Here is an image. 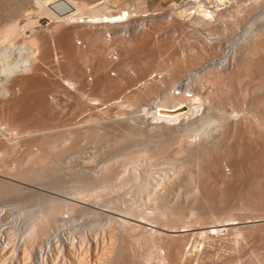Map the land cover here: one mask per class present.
Wrapping results in <instances>:
<instances>
[{
	"label": "rangeland",
	"instance_id": "rangeland-1",
	"mask_svg": "<svg viewBox=\"0 0 264 264\" xmlns=\"http://www.w3.org/2000/svg\"><path fill=\"white\" fill-rule=\"evenodd\" d=\"M38 1L31 3L34 7L28 15L27 10L31 11L29 5V9L24 12L26 17L23 14L19 22L21 25L29 21L30 24L34 23L31 28L27 27V34L33 32L45 40L47 46L44 45V54L41 52L37 57L39 60H36V73L38 70L40 73L15 74L9 79L13 87L10 94L0 97V121L8 130L5 135L0 133V179L21 186L19 193L23 189L22 194L0 193V264H264V156H261L264 155V130L256 127L260 120L262 122L259 124L264 125V109L251 105L249 93L243 94L242 87L246 79L242 81L241 78L234 84L225 82L229 87L227 102L223 99L224 103L221 100L217 104V101L204 98L194 113L169 124L145 114V98L137 96L147 88L140 83L147 74L155 73L157 76L154 78L163 82L161 79L165 76L159 69L160 65L152 64L148 71L143 68L149 63L148 58L166 55L168 51H164V46H160L161 49L157 47L161 39L164 42L165 38H169L165 41L174 46V49L171 47V53L176 55L177 52L180 57L186 53L188 55L193 45L196 49L201 46V50L207 49L204 42L215 45L212 48L209 44L210 49L201 60L203 63L206 58L203 64H207L202 69L206 72H200L202 76L212 70V60L208 63V56L211 59L218 58L213 63V71L235 72L241 55L240 46H249L243 45V42L236 47V51L230 53L228 63L223 66H217L216 63L224 56L230 43L235 41H229L234 35L241 32L238 36L241 37L257 25H263L264 0H227L229 3L222 13L204 6L220 4L224 0H116L115 3H111V0H85L90 4L84 10L85 14H80L84 15L81 19L88 16L87 13L97 4L108 6L111 12L123 10L127 6L135 12L159 11L160 15L147 21L144 26L131 30L128 36H120L117 45L121 52L119 61H112L108 50L106 57L110 59L107 60L110 64L107 63V69L99 72L95 62H92L93 58L84 59L77 78L70 74L69 67L74 65L71 49L77 54L84 53L87 31L98 28L102 34L104 26L70 21L62 23V29L56 32L52 29L55 23L53 15L44 13L41 10L43 7L39 6L42 3L36 4ZM53 1L44 4L54 11L59 5L53 6ZM233 1L237 3L238 11H242V24L240 26L239 19L228 29L230 25L226 12L232 9L227 10L226 7ZM106 7L104 11L108 10ZM194 8L197 16L190 14ZM212 21L216 22L213 24ZM222 21L228 27L227 30L222 29ZM68 31L71 32L70 38L66 36ZM47 35L50 37L46 41ZM141 39H147V47L130 49L128 52L126 46L134 45ZM69 43L71 49L68 48ZM8 47L7 52L10 53L13 47ZM12 52L19 56L18 52ZM262 53L257 55L264 58ZM230 57H234L233 60ZM208 65H211L210 69ZM200 73L197 77L187 74L189 79L185 73L178 75L172 86H179V82H182L192 92L195 81L201 78ZM101 76L116 83L111 91L98 92L96 85ZM72 81L81 86H68V82ZM229 85H233V89ZM75 87L76 90L80 89L78 87L85 88V98L81 104L77 103L79 106L74 100ZM168 91L172 93V89ZM157 94L149 95L155 97ZM148 96L146 100L152 99ZM90 97L98 98L97 103L100 104L117 97L114 99L117 105L94 108L90 104L93 102ZM258 117L260 120H257ZM11 132L13 134L10 135ZM33 168L41 169L51 178L58 175L65 180L61 195L49 194L57 201L55 204H59L55 205V210L53 208L50 211L43 205L33 206L22 199L23 193L25 195L29 190L27 188H33L29 183H35L36 186L42 184L41 180L17 177ZM6 172L8 176L12 175L11 179L2 176ZM16 193L18 197L22 195V200L17 199ZM69 195L83 203L66 198ZM207 210H212L213 214H229L236 222H240L232 227L246 225L242 228L244 230L253 225L255 228L240 232L241 236L232 228L223 231L218 237L200 240L197 236L195 240L198 241L190 247L189 243L186 245L189 235L185 232L191 230L169 232L152 226L188 224L192 216ZM179 213H186L183 221L177 217ZM127 216L134 219L142 217L151 225L138 223ZM246 220L249 222L242 223ZM174 228L178 230L179 227ZM167 242L174 249L178 248L179 252L185 244V250L189 248L186 252L188 255L181 251V255L177 253L178 260L174 261L172 256L176 254L169 251L165 245ZM174 249L170 247V250ZM122 254L126 261L117 258H121Z\"/></svg>",
	"mask_w": 264,
	"mask_h": 264
},
{
	"label": "bare ground",
	"instance_id": "bare-ground-1",
	"mask_svg": "<svg viewBox=\"0 0 264 264\" xmlns=\"http://www.w3.org/2000/svg\"><path fill=\"white\" fill-rule=\"evenodd\" d=\"M33 1V0H32ZM35 1V0H34ZM33 1V2H34ZM37 1V0H36ZM48 1V3L50 2V0H39L38 2H36V4L38 5V3H42L40 4L39 6L42 8H39L41 10H43V12H47L48 13H51V15H53L52 18L55 19V23L52 27L53 30H55L56 32L57 31H60L62 29V23L64 24V22H81L84 24H95V23H102L103 21H106V22H109L110 20H118V16H120V18L122 17V12L123 11L124 13H126L127 17L131 15L132 12H134L135 10H131V8L125 6L123 7L124 9L123 10H119L117 11V9H115L118 13V15H114L113 12H111L112 10H110L111 8H107L106 6V10L107 11H104L105 7L103 6H98V4L96 6H93V8L91 9V11L94 9V11H90L88 16H85L84 19H81L80 17H82L83 14H85V9L88 8V4L90 3H87L85 0H55V2L53 1L54 5L53 6H57L59 5L56 9L53 10H49L48 5H45L46 2ZM106 1V0H105ZM109 1V0H107ZM118 1V0H117ZM33 2H30V0H0V46L1 44H4L3 45V48H0V97H4V96H7L10 94V90L13 88L12 85H11V82L9 79H11L12 76H14L15 74L17 73H28V74H39V70H38V73L37 72V67H36V60H39L37 59V57L41 54V52L45 49L44 48V45H46V43H44L45 40H43V38L39 35H36V34H33L32 31V34H27L26 32V29L27 27L31 28V25L33 24H30L31 22H27V23H24V24H20L19 20L20 18H22L21 16H23V14L26 13V10L29 9V5H31V11L28 12L27 10V14L29 13H32V4ZM52 2V1H51ZM50 2V3H51ZM104 2V1H103ZM116 0H111V3H115ZM30 3V4H29ZM45 3V4H44ZM47 3V4H48ZM59 3V4H57ZM93 3V2H92ZM35 4V2H34ZM33 4V5H34ZM102 4V3H101ZM107 4V3H106ZM52 5V4H51ZM110 5V4H109ZM48 6V7H46ZM115 6V5H113ZM61 7V8H60ZM95 7V8H94ZM52 8V7H51ZM50 8V9H51ZM54 8V7H53ZM37 9V8H36ZM103 9V10H102ZM34 10V9H33ZM40 10V12H42ZM102 10V11H100ZM38 11V10H37ZM114 11V10H113ZM25 12V13H24ZM42 12V13H43ZM83 12L82 15H80L81 13ZM102 12V13H100ZM37 13V12H36ZM41 13V14H42ZM28 14V15H29ZM35 14V13H34ZM86 14V15H87ZM50 15V16H51ZM26 17V14L24 15ZM23 16V17H24ZM84 16V15H83ZM87 17V18H86ZM213 20V19H212ZM34 22V21H32ZM70 25V24H69ZM75 26V24H74ZM81 26V25H80ZM65 27V26H64ZM68 27V26H67ZM97 27V26H96ZM61 28V29H60ZM91 28V27H90ZM227 26L224 25V27L222 28L223 30H227ZM98 29V28H97ZM94 30V31H87V34H85L86 36L84 37L86 40H87V48L84 49L85 52L84 53H75V51H73L71 49V46H70V43L68 44V48L71 49V57L72 59L74 60V65L69 67L70 68V74H72L73 76H75V78H77V76L79 75V72H80V66H81V63L82 61L85 59L87 60V58H93L92 62H95V67H96V70L99 71V72H103L105 70V68L110 64L108 61L110 60L108 57H106V55L108 56L107 52L109 50V44L108 42L103 38L102 34H101V30ZM32 30V29H30ZM48 30V29H47ZM70 30V29H69ZM92 30V29H91ZM49 32V31H48ZM52 32V31H51ZM47 33V32H46ZM73 33V32H72ZM86 33V32H85ZM38 34V33H37ZM48 34V33H47ZM54 34V33H53ZM74 34V33H73ZM41 35V34H40ZM70 35H71V32H67L66 33V36L68 38H70ZM84 35V34H83ZM49 35L45 36V39L47 41V37ZM52 36V35H51ZM65 36V35H64ZM102 36V37H101ZM50 37V36H49ZM102 38V39H101ZM50 39V38H49ZM52 39V38H51ZM65 39V38H64ZM167 39V38H165ZM164 39V42H163V39L162 42H160L159 46L157 47H162L164 46V51H166L165 49H167V53H165L166 55L164 57H159V58H155L154 57L151 59V58H148V64L144 65V68L143 70L145 69V71L149 70L152 66V64H157V65H160L161 68L159 69H162V73L164 74V79H161L162 83L159 82V80H156L155 78L153 79L151 77V75L153 74L151 72V74H147V76H145L143 79L141 78L140 80V83L145 87H147L145 89V92H141L142 94L137 95L139 98H145V102H143L147 107L146 112L145 114H149L150 117L156 121H161V122H164V123H174V122H177L179 120H182V119H185L188 115L194 113V111H196V108H198L197 106L199 105L200 106V102L202 100H204V98H207L210 99L212 102H216L217 101V104H220L221 100L222 102L224 103L223 99H226L228 100V92H229V87L226 85L225 82H230L229 84H232L233 82H236L237 83V80L239 82V79H241L242 81L246 79V83L244 85L243 88V94L246 95L247 93H249L251 99H249L250 101V104L252 105H257L258 107H263L264 109V58L263 56L260 57L259 55L257 54H261V52H264V23L263 25L260 24V25H257V27H254V29L248 31V32H245L244 34L241 35V37H238V39H234L235 41L230 43L231 45H229L228 49H226L225 51V54H223L224 56L221 58H219V60L217 61L216 65L217 66H223L224 63H228V60H229V56L231 55L230 53L233 52L235 49L237 50V46L239 44H241V42H243L242 44L244 45L247 44L249 46L246 47V45L243 47L242 45L240 46V51H241V55L239 56V64H238V67L235 68V72H229V74H227L228 72H221L218 71H213V66L216 61V59L214 58H210L209 56L207 57V59L209 58L210 60L208 61V63L212 60V62L210 64H212V70L207 74L202 76L200 72L203 73L204 70L203 67H206L204 63V61L206 60V58H204V61H202L203 63H201V60L204 56H206V53L208 51V49H210V43L208 42H204L207 46V49L205 50H201L199 48H201V46L196 49L194 47H196L195 45H193L190 49L191 52L186 53V55H184V57H180V54L178 55L177 52H176V55L175 53H171L173 51H171V47L172 49H174V46H171L170 42L168 41H165ZM169 39V38H168ZM167 39V40H168ZM147 40V39H146ZM146 40L145 39H141L139 40V42H134L135 44L134 45H129V43L127 45L129 46H126L127 49H128V52H130V49H134L135 48H144L148 43H146ZM151 40V39H150ZM148 40V41H150ZM49 41V40H48ZM173 41V40H171ZM73 42V41H72ZM127 43V42H126ZM132 43V42H130ZM159 43V42H158ZM196 43V42H195ZM194 43V44H195ZM203 43V44H204ZM51 44V43H50ZM122 44V42H121ZM150 44V42H149ZM154 44V43H153ZM202 44V45H203ZM210 44V45H209ZM8 45L10 47H8ZM12 45V47H11ZM123 45V44H122ZM126 45V44H125ZM155 45V44H154ZM172 45H173V42H172ZM209 45V47H208ZM47 46V45H46ZM45 46V47H46ZM189 46V45H188ZM191 46V45H190ZM212 46V45H211ZM215 46V45H213ZM212 46V48H213ZM8 49L12 48L13 50L12 51H16L19 53V56L18 54L15 55V53H13L12 51V55H14V57L9 53L7 52V48ZM86 47V46H85ZM123 47V46H121ZM147 47V46H146ZM145 47V48H146ZM158 48V49H161ZM198 47V46H197ZM203 47V46H202ZM246 47V48H245ZM44 48V49H43ZM74 48V47H73ZM144 48V49H145ZM206 48V47H205ZM211 48V49H212ZM217 48V47H216ZM220 48V47H219ZM49 49V48H48ZM177 49V48H175ZM188 49V48H187ZM186 49V50H187ZM188 49V50H189ZM194 49V50H193ZM121 50V49H120ZM123 50V49H122ZM121 50V51H122ZM133 50V51H134ZM215 50V49H214ZM235 50V51H236ZM162 51V50H161ZM177 51V50H176ZM213 51V50H212ZM261 51V52H260ZM70 52V51H69ZM125 52V51H124ZM132 52V50H131ZM163 52V51H162ZM187 52V51H186ZM260 52V53H259ZM43 53V52H42ZM50 53V52H49ZM110 53V52H109ZM121 53V52H120ZM44 54V53H43ZM126 54V53H125ZM263 54V53H262ZM61 55V54H60ZM209 55V54H208ZM234 55V54H233ZM264 55V54H263ZM15 56H18V57H15ZM45 56V55H44ZM51 56V55H50ZM123 57V55H122ZM108 58V59H107ZM121 58V57H120ZM127 58V57H126ZM125 58V59H126ZM130 58V57H129ZM128 58V59H129ZM146 58V60H147ZM232 60L233 58L230 57ZM238 58V57H237ZM124 59V60H125ZM214 59V60H213ZM230 59V60H231ZM108 60V61H107ZM121 60V59H120ZM123 60V61H124ZM119 61V60H118ZM142 62H144L143 60H141ZM43 62V61H42ZM129 62V61H128ZM231 62V61H230ZM69 63V62H68ZM72 63V62H71ZM76 63H80L79 65H77ZM91 63V62H90ZM108 63V65H107ZM114 63V62H113ZM126 63V62H125ZM146 63V62H145ZM206 63V61H205ZM38 64V63H37ZM73 64V63H72ZM120 64V63H119ZM115 65V68H116V64ZM205 65V66H204ZM119 66V65H118ZM126 66V65H125ZM129 66V65H128ZM143 66V65H142ZM159 66V67H160ZM210 66L208 69L211 68V65H208ZM120 67V66H119ZM216 68V67H215ZM41 69V68H40ZM57 69V68H56ZM107 69V68H106ZM109 70V69H108ZM122 70V69H121ZM142 70V71H143ZM152 70V69H151ZM207 70V69H206ZM41 71V70H40ZM199 71V72H198ZM209 71V70H207ZM160 72V73H161ZM198 72L197 74L200 73L201 75V78H198V80L195 81V85H194V88H193V93L191 95V97H186L185 94H182L181 96H175L173 94H171L170 91H168V89L170 90L171 88H173V82H174V79L176 77H178V75L180 76L181 74H188V75H192L194 73ZM206 72V71H204ZM122 73V72H121ZM120 73V74H121ZM124 73V72H123ZM145 73V72H144ZM150 73V72H149ZM157 73V72H156ZM161 73V74H162ZM82 74V73H81ZM101 74V73H100ZM115 74V73H114ZM129 74V73H128ZM127 74V75H128ZM155 74V73H154ZM197 74H194L195 76ZM99 75V74H98ZM157 75V74H156ZM187 75V76H188ZM199 75V77H200ZM16 76V75H15ZM103 76H104V73H103ZM101 76L96 87H97V90L98 92L100 91V93L102 91H109L110 89H113L114 88V84L116 83H113L112 82V79H108V77H103ZM117 76V75H115ZM153 76V75H152ZM163 76V75H162ZM182 76V75H181ZM194 76V77H195ZM3 77V78H2ZM114 77V76H112ZM193 77V75L191 76ZM197 77V76H196ZM117 78V77H116ZM62 79V78H61ZM119 79V78H118ZM121 79V78H120ZM177 79V78H176ZM188 79H189V76H188ZM187 79V80H188ZM192 79V78H191ZM77 80V79H76ZM117 80V79H116ZM115 80V81H116ZM55 81V80H54ZM63 81V80H62ZM69 81V80H68ZM79 81L80 78H79ZM78 81V82H79ZM84 81V80H83ZM87 81V80H86ZM127 81V80H126ZM177 81V80H176ZM192 81V80H191ZM73 82V81H72ZM118 82V81H117ZM121 82V81H120ZM194 82V81H192ZM191 82V83H192ZM241 82V81H240ZM54 83V82H53ZM56 83V82H55ZM75 83V84H74ZM80 83V82H79ZM82 83V82H81ZM96 83V82H95ZM179 83H182V82H179ZM72 86V84L74 86H77L79 84L76 85V81L73 82V83H70L68 82V86ZM234 84V83H233ZM60 85V84H59ZM63 85V84H62ZM118 85V84H117ZM141 85V86H142ZM175 85V84H174ZM180 85V84H179ZM193 85V84H192ZM241 85V84H240ZM81 86V85H79ZM83 86V85H82ZM143 86V89L145 88ZM227 86V87H226ZM230 86V85H229ZM85 87V86H84ZM83 87V88H84ZM90 87V86H89ZM113 87V88H112ZM129 87V86H128ZM139 87V86H138ZM169 87V88H168ZM231 87H234L233 85L230 86ZM80 89H77L76 90V87H75V94L76 96H74V92H72V96L71 97H76V106H79V104H81L83 101L82 99H84V90L83 88L81 87H78ZM85 89V88H84ZM233 89V88H231ZM230 89V90H231ZM237 89V88H236ZM241 89V87H240ZM74 90V89H73ZM127 90V89H126ZM235 90V89H234ZM111 91V90H110ZM236 91V90H235ZM238 91V90H237ZM88 92V91H87ZM231 92V91H230ZM241 92V90H240ZM104 93V92H102ZM136 93V92H135ZM155 95V93H158L157 96L153 97L149 94H153ZM232 93V92H231ZM235 93V92H234ZM237 93V92H236ZM238 94V93H237ZM69 95V94H68ZM151 96V98H148L146 100V97L147 96ZM204 95V96H203ZM228 95V96H227ZM249 95H247L249 97ZM130 96V95H129ZM132 96V95H131ZM136 96V97H137ZM143 96V97H142ZM148 96V97H149ZM73 97V98H74ZM84 97V98H83ZM87 97V96H86ZM247 97V98H248ZM117 98V97H115ZM114 98V99H115ZM72 99V98H71ZM112 100V103L113 104H116L117 105V101L116 100ZM130 99V98H129ZM90 100L91 101H97L98 98H91L90 97ZM136 100V99H135ZM82 101V102H81ZM89 101V102H91ZM119 101V100H118ZM79 102V104L77 105V103ZM81 102V103H80ZM99 102V101H97ZM141 102V101H140ZM208 102V101H207ZM219 102V103H218ZM227 102V101H226ZM119 103V102H118ZM199 103V104H198ZM89 104V103H88ZM202 104V103H201ZM120 105V103H119ZM223 105V104H222ZM3 106V105H2ZM75 106V105H74ZM186 107H188L187 109H185ZM216 107V106H215ZM73 108H76V107H73ZM79 109V107H77ZM144 108V106H143ZM257 108V107H256ZM258 109V108H257ZM262 109V110H263ZM77 110V109H76ZM259 110V109H258ZM256 111V110H255ZM260 111V110H259ZM254 112V111H253ZM262 112V111H261ZM251 113V112H250ZM255 114V113H254ZM253 114V115H254ZM25 115V114H24ZM256 117V115H254ZM262 116V114H261ZM232 117V116H231ZM234 117V116H233ZM253 117V116H252ZM260 117V116H259ZM258 117L257 120H260ZM32 118V117H31ZM246 118V117H245ZM249 118V117H248ZM247 118V119H248ZM261 118V117H260ZM8 119V118H7ZM25 120V119H24ZM254 120V119H253ZM234 121V120H233ZM246 121V120H245ZM17 122V121H16ZM226 122V121H225ZM243 122V121H242ZM252 122V121H251ZM254 122V121H253ZM259 122H262L261 120L258 121V124H257V128L260 129V130H264V125H260ZM7 123V122H6ZM19 123V122H18ZM248 123V122H247ZM264 123V121H263ZM262 123V124H263ZM17 125V124H16ZM32 125V124H31ZM238 125V124H236ZM249 125V124H248ZM245 127V126H244ZM246 128V127H245ZM254 128V127H253ZM242 129V128H241ZM251 129V128H250ZM7 127H5V124H3L1 121H0V133L2 134H6L7 133ZM129 130V129H128ZM231 130V129H230ZM228 131V130H227ZM248 131V130H247ZM253 131V130H252ZM245 132V131H244ZM234 133V132H233ZM254 133V132H253ZM10 135L13 134L12 132L9 133ZM243 134V133H242ZM247 134V132H246ZM256 134V133H255ZM16 135V134H15ZM227 135V134H226ZM230 135V134H229ZM15 138V137H14ZM221 138V137H220ZM250 139V138H249ZM224 140V139H223ZM241 140V139H239ZM219 141V140H218ZM221 141V140H220ZM242 141V140H241ZM222 143V142H221ZM239 143V142H238ZM248 144V143H247ZM228 145V144H227ZM220 147V146H219ZM227 147V146H226ZM238 147V146H237ZM202 148V147H201ZM214 148V147H213ZM217 149V148H216ZM241 149V148H240ZM219 150V149H218ZM48 156V155H47ZM261 156H264V155H261ZM46 157V156H45ZM44 157V158H45ZM46 159V158H45ZM48 159V157H47ZM38 160V159H37ZM263 160V159H262ZM40 163V162H39ZM42 163V162H41ZM38 164V163H37ZM29 169V168H28ZM45 169V168H44ZM1 170V169H0ZM26 170V169H25ZM6 171V170H5ZM2 172V171H1ZM4 172V171H3ZM12 172V171H11ZM8 173L6 172L5 175H2L4 177H7V178H10V176H12L11 174L8 176L7 175ZM41 174H42V177H41ZM14 175V174H13ZM20 175V174H19ZM22 176H24L25 178H21ZM40 176V177H39ZM231 177V175H228ZM17 177H20L21 179H36L38 181H42V184L41 186H36L35 183L34 185L29 183L33 188L31 189L30 185H28L30 188H27L29 190H27V195L23 193V198L22 199H25V201H27L26 203H30L31 205L33 206H39V205H43L45 206L48 210L52 211L54 207H56L55 204L57 201L52 198L49 194L53 193V194H60V192H62L64 189L62 187H64V184H65V180L62 179V177L58 176V175H55L54 178L52 177H49V175H47V173L45 172L42 173V170L38 168V170H33L31 169L28 170V171H25L24 174H21L20 176H17ZM208 177V176H207ZM13 179V178H12ZM17 179V178H16ZM20 180V179H19ZM226 180V179H225ZM22 182V181H20ZM24 182V180H23ZM11 183V182H10ZM9 182L7 183L6 181L2 182V180L0 179V193H11V192H18V190L20 191V187L19 185L17 186L16 184L14 183H11L10 184ZM25 183V182H24ZM28 183V182H26ZM14 184V185H13ZM40 184V183H38ZM45 184V185H44ZM23 192V189L22 191L19 193V194H22ZM16 193V196L17 194ZM61 195V194H60ZM22 197V195H21ZM21 197H18L17 196V199L19 198V200H22ZM262 197V195H261ZM66 198L68 199H72V200H77L75 199L74 196L72 195H69V196H66ZM56 201V202H55ZM79 201V200H77ZM81 203H83V201H79ZM59 206V204L57 205ZM57 208V207H56ZM52 209V210H51ZM60 209V208H58ZM224 209V208H223ZM55 210V208H54ZM218 211V209H216ZM221 210V209H219ZM57 211V210H56ZM208 211V210H207ZM211 211V212H210ZM208 212H205V213H201V214H198V215H195V216H192L191 218V221L188 222V224H180V226H169L167 224H160V225H152V226H157L158 228L162 229V230H165V231H171V232H175V231H189L191 230L190 232H185V234L189 235L188 239H187V244L186 245H189L190 247L192 245H194V242L198 241L195 240V237H199L200 238H204L203 237V234L207 233L209 231V229H212L211 227H216L218 230H228L230 228L234 229L235 231H237L238 233H242L243 231L245 232L246 230H254L255 226L252 225V227L250 226L249 228L247 229H242L244 228L246 225H241V226H234L232 227V225H235L236 223H240V222H236L235 221V218H233L231 215L229 214H213L214 212L212 210H210ZM204 212V211H203ZM219 213V212H218ZM186 214V213H185ZM184 213H179L178 214V218L180 221H183L186 217ZM129 217V216H127ZM129 218H132V217H129ZM134 219V218H132ZM135 221H137L138 223H144V224H148V225H151L149 223H147V221H145L144 218H136L134 219ZM258 220H262V219H258ZM258 220H253V221H258ZM221 222V224H220ZM222 222H225L222 224ZM249 221H243L242 223H247ZM182 223V222H181ZM210 224L212 223L211 225H207V224ZM214 224V225H213ZM134 225V224H133ZM137 225V224H136ZM213 225V226H212ZM138 226V225H137ZM189 226H193L192 228H189ZM220 226H223V228L221 229ZM249 226V225H248ZM174 227H179L178 230H176ZM258 227V226H257ZM145 228V227H144ZM198 229V230H197ZM261 228L259 227V230ZM131 230V229H130ZM256 230V229H255ZM263 230V229H262ZM135 231V230H134ZM133 231V232H134ZM145 231V230H144ZM234 231V232H235ZM247 231V232H249ZM132 232V231H131ZM236 232V235H238ZM243 232V233H244ZM148 233V232H147ZM181 233V232H180ZM241 233H240V236H241ZM138 234V233H137ZM167 234V233H166ZM179 234V233H178ZM182 234V233H181ZM169 235V234H168ZM143 235H141L142 237ZM171 236V234H170ZM174 236V235H173ZM176 236V235H175ZM134 237V236H133ZM159 237V236H158ZM182 237H183V234H182ZM186 237V236H185ZM197 237V238H198ZM136 238V237H135ZM163 238V237H162ZM206 238V237H205ZM167 239V237H166ZM169 239V238H168ZM174 239V238H173ZM183 239V238H182ZM186 239V238H184ZM148 240V239H147ZM155 240H157L155 238ZM165 240V239H164ZM176 240V239H174ZM180 240V239H179ZM201 240V239H200ZM199 240V241H200ZM140 241V240H139ZM151 240H148V242H150ZM154 241V240H152ZM160 241V240H159ZM169 241V240H168ZM172 241V240H171ZM170 241V242H171ZM170 242H167V245L166 247L169 248V251H173L176 255L172 256V258L175 260H178V256L181 255L180 252L183 251L186 253L188 251L189 248H187L185 250V244H184V248L179 252L177 249H174L173 246L171 245ZM204 242V241H203ZM202 242V243H203ZM159 243V242H158ZM157 243V244H158ZM189 243V244H188ZM199 242H197L198 244ZM148 244V243H147ZM153 244V243H152ZM177 244V243H175ZM174 244V246H175ZM156 245V244H155ZM163 245V246H165ZM183 245V244H181ZM196 245V244H195ZM157 246V245H156ZM180 246V244L178 245ZM188 246V247H189ZM197 246V245H196ZM155 247V246H154ZM170 247H172V249L174 250H170ZM164 248V247H163ZM158 249V248H157ZM156 249V250H157ZM100 251V250H99ZM121 251V250H120ZM119 251V252H120ZM150 251V250H149ZM160 251V250H159ZM96 252H98L96 250ZM147 252V251H146ZM117 253V251H116ZM122 253V252H121ZM120 253V254H121ZM157 253V252H156ZM159 253V252H158ZM170 253V252H169ZM168 253V254H169ZM177 253H179V255L177 256ZM188 253V252H187ZM186 253V254H187ZM119 254V253H118ZM124 254V253H123ZM120 256L117 257L119 260L120 259H125V258H122V257H125V256ZM131 254V253H129ZM154 254V253H153ZM167 254V253H166ZM116 255V254H115ZM160 255V254H158ZM163 255V254H162ZM170 256L172 255V253L169 254ZM185 255V254H183ZM188 255V254H187ZM109 256V255H108ZM111 256V255H110ZM109 256V257H110ZM141 256V255H140ZM115 257V256H114ZM177 257V258H175ZM94 258V257H93ZM103 258V257H102ZM162 258V257H161ZM199 258V257H198ZM97 259V258H96ZM111 259V258H110ZM113 259V258H112ZM145 259V258H144ZM172 259V261H173ZM116 260V259H115ZM119 260H117L119 262ZM120 260V261H122ZM132 260H135V259H132ZM169 260V259H168ZM181 260V259H179ZM185 260V259H184ZM208 260V259H207ZM100 261V260H99ZM126 261V259H125ZM114 262V261H113ZM170 262V261H169ZM183 262V261H182ZM107 263V262H106ZM112 263V262H111ZM131 263V262H130ZM133 263V262H132ZM141 263V262H140ZM159 263V261H158ZM166 263V262H165ZM177 263V262H176ZM198 263V261H197ZM110 264V263H109ZM119 264V263H118ZM178 264V263H177ZM203 264V263H202ZM208 264V263H207Z\"/></svg>",
	"mask_w": 264,
	"mask_h": 264
},
{
	"label": "built area",
	"instance_id": "built-area-1",
	"mask_svg": "<svg viewBox=\"0 0 264 264\" xmlns=\"http://www.w3.org/2000/svg\"><path fill=\"white\" fill-rule=\"evenodd\" d=\"M228 3H229V1L224 0L223 3H220V4L219 3H215L212 6H209V7L204 6V7L207 8L208 10L209 9H218L217 12L218 13H222L225 10L224 7L227 6ZM226 9L227 10L232 9L229 12H226V13H228L226 15V19H228L227 22L230 25V27L228 29L233 27L235 25V21H239V19H240L239 23H240V26H241V24H242L241 16H243V14H242V11H238L237 3L235 1H233V3H231L228 7H226ZM123 11H121L122 12V17L120 18V16H118V20H110L109 22L103 21L102 23H96V24H99L100 26H104L103 27V31H102V35H103V38L109 44V52H110L109 56H110V59L112 61H117V60H119V57H120L119 48L117 47L118 40H119L120 36H122V37L128 36V34H129V32H131V30H134V29H137V28H140V27L144 26V24L147 21H149L150 19L156 18V17H158L160 15L159 11L149 12V11L145 10L143 12L142 11L138 12L136 10L137 12L134 11V12L131 13L130 17L129 16L127 17L126 13H124ZM194 11H195V8L193 10H190V14H193V15L197 16V14ZM118 13L119 12H117V11L113 12V14L115 16L118 15ZM215 22L212 21L213 24ZM191 23L195 24L193 22H191ZM223 24H225L224 21H222L221 25L224 26ZM117 26H118V28H115ZM240 33L241 32H239L238 34L234 35L232 37V39H230L229 41L236 39L240 35ZM213 37H215V39H218L217 36H215V35ZM110 48H111V50H110ZM152 75H151L152 78L157 76L156 74H152ZM177 87H178V89H177ZM171 89H172V93L171 94H173L175 96H181L182 94H185L186 97H191V95L193 93V92L188 91L186 86L181 84V83H180L179 86L175 85ZM90 104L94 108H98V107H105L106 108V106H108V105H116V104L112 103V100L108 101V102H105L104 104L97 103V101H93ZM220 227H221V229L223 228V226H220ZM211 228L212 229H209V231L207 233L203 234L204 238L205 237H207V238H209V237H218V236H220V234L223 231H225V230H218L216 227H211Z\"/></svg>",
	"mask_w": 264,
	"mask_h": 264
}]
</instances>
